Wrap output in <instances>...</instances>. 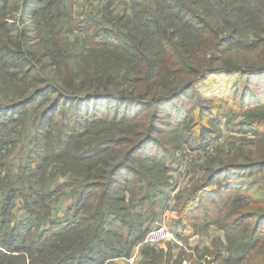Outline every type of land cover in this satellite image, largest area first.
Returning <instances> with one entry per match:
<instances>
[{
    "label": "rangeland",
    "instance_id": "1",
    "mask_svg": "<svg viewBox=\"0 0 264 264\" xmlns=\"http://www.w3.org/2000/svg\"><path fill=\"white\" fill-rule=\"evenodd\" d=\"M180 1L190 10L188 18L177 14L176 8L168 9L166 0H118L105 11V0H40L37 12L29 20L22 16V0H0V35L4 41H7V35L20 38L23 21L27 27V44L22 42L24 47L21 48L25 51L26 60L19 64L18 60L7 63L0 58V105L19 102L35 90L58 82L56 69L44 44L54 54L62 39L66 40L65 49L71 68L77 72L75 85L79 92L76 91V94L110 89L114 93H142L144 101L150 102L140 108L148 117L132 125L116 126L102 122L91 126L87 121L89 118L82 120V130L87 134L76 137L72 145L67 135L69 127L66 122L73 124L68 112L67 116H63L64 112L60 110L54 114L53 120L42 124V113L52 104L53 97L36 100L26 110L15 114L14 118L6 119L5 114H0V219L6 221L3 224L5 229L27 219L31 208L37 209L43 217L38 232L34 230V237L54 222L74 220L75 212L69 208L76 204L78 198L76 183L85 182L91 171L98 178L97 175L101 174L98 168L106 172L111 170L125 157L131 146L149 133L153 122L151 101L176 91L214 66L225 69L237 66L243 71L264 67V0H225L224 3L222 0ZM224 9L228 11L227 14ZM150 17L153 19L149 21L151 24H141L148 22L146 19ZM85 20L95 21L96 28L114 30L137 50L129 53L110 47L90 46L86 43V32L73 29V26ZM32 24L34 26L30 27ZM229 35H233L234 40H229ZM164 39L175 43L178 49L182 48L181 60L184 65L181 69H164V78L156 83L153 79H147L144 72L146 64L139 63L137 58L141 54L161 56L159 43ZM29 58H32V62ZM66 77H71L69 71ZM217 79L206 80L204 90L207 93L219 91L225 97L232 96L235 91H239L237 95H240L245 90L246 94H253L257 93L259 87L264 89V75L229 78L228 87L224 86L226 78L222 77L223 81ZM206 92L193 88L186 93L187 104L190 107L198 103L200 106L207 105V99L203 96ZM236 97L226 102L235 109L225 106L222 112L214 116L211 111L203 110V115L201 110L195 108L196 118L192 119V109H180L182 105L177 100L175 105L179 110L171 113L169 108L160 114L163 129L154 136L158 144L170 152L168 161L171 167L163 172L159 168H151L149 163L140 159L130 162L136 171L146 177L137 184L143 185L144 192L152 190L150 183L156 184L153 193L158 197L162 195L157 191L163 189L168 192L167 203L163 201L152 207L159 213V225L176 228L181 205L196 186L206 181L210 173L208 168L217 169L232 163L259 167L250 170L245 180L254 182L253 189L264 196V107L244 106L247 110H243L241 106L232 104ZM199 98L202 101L198 102ZM210 100L213 103L216 101ZM201 115L212 133L205 142L197 139L198 129L195 128ZM257 123L260 124L259 128L256 127ZM60 136H63V142L59 140ZM119 138L125 145L113 144L89 160L74 158L79 149L86 150L89 145ZM60 146H64L63 149L68 152H57L55 149ZM131 181L134 182L133 179ZM164 183L165 186H162ZM137 185L134 182L130 186L134 188ZM11 188H15V197L8 205L7 213L2 215L1 208ZM135 193L140 194V190L137 189ZM139 197L127 193L125 201L114 203L112 209L129 221L136 222V213L143 211L142 208L133 207ZM252 198L256 199V195ZM248 200L241 199L235 206L236 210L241 213L251 209L255 203L245 204ZM239 203L247 207L240 208ZM255 207L261 210L264 206ZM87 212L88 208H79L78 219ZM235 219L236 216L232 215L219 222L213 220L209 226H201L199 229L203 230L193 237L178 242L165 240L145 243V235L134 248L125 245L124 237L116 235L118 231L112 226H107L109 229H104L99 237L106 244L119 249L117 255L110 256L106 261L108 264H150L156 253L160 264H168V260L169 264H208L219 254L222 258H232V264L243 258V262L264 264V244L255 253L244 250L245 244H242V232L255 229L254 219L240 224H236ZM82 227L77 228L70 238L57 240L59 242L53 244L49 252L33 257L27 264H57L64 250L76 248L77 251L80 241L85 239L86 229ZM259 229L261 234L258 237L262 239L264 223ZM110 252L111 249L104 248L89 255L97 264H101L102 254L108 255ZM132 257L135 259L132 260ZM12 260L19 264L18 259ZM81 261L86 264L89 260ZM6 263V259L0 262Z\"/></svg>",
    "mask_w": 264,
    "mask_h": 264
},
{
    "label": "trees",
    "instance_id": "2",
    "mask_svg": "<svg viewBox=\"0 0 264 264\" xmlns=\"http://www.w3.org/2000/svg\"><path fill=\"white\" fill-rule=\"evenodd\" d=\"M5 1L7 0H4V2ZM39 1L40 0H22V16L24 18L28 17L29 20H31V15L37 12ZM116 1L118 0H105L104 11L110 7V4L115 3ZM166 1L168 2V5H166L168 9L176 8L177 14L188 18L190 10L180 0ZM224 1L225 0H222V3H224ZM34 3L36 4L35 6ZM224 11H226L224 13H228L227 10L224 9ZM192 18L193 17L190 19ZM146 20L148 22L141 24L149 25L151 24L149 21H153L151 17ZM155 22H157V20ZM22 24L24 27L21 30L19 39L7 35V41H4L0 35V58L7 63L18 60L20 64L26 60L25 51L21 48L24 47L22 45L23 43L27 44L25 33L27 27L24 21ZM32 26L34 25H30V27ZM73 29L86 32V43H89L90 46H94V48L110 47L115 50H123L129 53L137 50L136 48L128 45V43L114 30L108 28H96L95 21L85 20L83 22H79L76 24V27L73 26ZM228 39L234 40V36L229 35ZM65 41V39H62L60 44L57 45V49L53 51L54 54L51 53L49 47L47 48L44 44L46 53L48 57H50L53 67L56 69L58 82L56 84H48L45 87L35 90L19 102L10 105H0L1 115L5 114L6 119L8 117L14 118L15 114L26 110L31 104L36 102V100L40 98L51 99L53 97L54 101L52 104L47 106L42 113V124H46L47 122L53 120L54 114L60 110L64 112L63 116H67L68 112L72 117L73 122V124L66 122L69 127L67 135H69L68 137L72 140L71 145L76 137L79 138V135L82 136L87 134V132L82 130L84 127L81 123L82 120L86 121V118H89L87 121L90 122L91 126H97L102 122H108L116 126H123L132 125L135 122L148 117L147 114L142 113L143 110H140V108L144 105L150 104V102L144 101L145 98L142 93H140V95L114 93L110 89H107L104 92L92 91L76 94V91L79 92L77 85H75L77 72L71 68L69 61L70 57L65 49ZM159 44L161 47V56H158L157 54L154 56L141 54L140 57L137 58L139 63L145 62L146 64L144 72L147 79H153L156 83L164 78L162 73L164 69L166 71L170 67L181 69L184 65V61L182 62L181 60V57L183 56L182 48L178 49L175 43L167 39H164V41H161ZM176 44H178V42H176ZM29 61L32 62V58H29ZM241 69V67L237 66H233V68L228 69L214 66L209 70H205L202 74L194 77V79L176 91H173L166 96L159 97L157 101H151V118H153V122L150 124L149 133H146L145 136H143L136 144L131 146L125 157L120 162L115 164L111 170L106 172L101 168H98L97 171H101V174L97 175L98 178H96V173L93 174L91 171L87 174L85 182H80L79 184L76 183L77 188H79V193L78 198L76 199V204L74 205L76 208L74 210H72L74 206L69 208L70 211L75 212V219L71 222H54L51 227L41 230L40 233L34 237V230L38 232L40 223L43 221V217L37 209L31 208L27 219L20 221L18 224H14L10 229H5L3 224H6V221L0 219V262L6 259V264H15L12 259H18L19 264H27L28 260L33 257L49 252V250L53 247V244L59 242L57 240H62L66 237L70 238L75 231L77 232L76 229L82 227L83 225L84 227L82 228L86 229L84 234L85 239L80 241L77 251H75L76 248L64 250L63 257L59 258L61 261L57 264H83L81 259L89 260L86 264H97L95 259L90 255L93 254V251L104 250V248L111 249L112 252L108 255L102 254L100 263L108 264L106 261L109 260L110 256L117 255L119 253V249L106 244V241H103V238L99 237V234L104 231V229H109L106 228L107 226H112L114 229H117L118 232L116 235L124 237L125 245L134 248V246L139 243L151 229L159 226L158 223L161 220L159 213L158 211H154L152 207L153 205H157L163 201L167 203L169 196L167 190L163 189L159 191L156 190L162 195L161 197H158L155 193H153V190L155 189L154 186L156 185L155 183H150L152 190L144 192L143 185L137 184L141 183V181L146 179V177L144 174L136 171V168L132 167L130 162L132 160L137 161V159H140L141 161L149 163L151 168H159L160 170H163V172L171 167L169 166L170 161H168L171 157L170 152L162 145L158 144V141L154 136L157 131L160 132L163 129L160 124L161 122L163 123L160 119L161 117H159L161 116L160 114L163 111L167 112L169 108L171 113L179 110V107L175 105L177 100L181 102L180 104L182 106L180 109H192L193 116H191V119L193 117L196 118L195 108L201 110L203 115L205 114L203 110L207 112L211 111L214 116L222 112L225 106L231 110L235 109L234 107H230L229 104L226 105V102H231L232 98H235V96H237L236 101L234 100L236 103L233 101L232 104L234 106H241L243 110H247L244 109V106L247 108L264 107L263 87H259L260 89H257V93L246 94L245 90L241 92L240 95H237L239 91H235L232 96L227 95L225 97L220 95L223 94L222 92L216 91L214 93H207L206 90H204V86L207 84L206 80L210 78H218L217 80H221L222 77H224L226 78V85L224 86L228 87L227 83L229 78L238 76H248V78H251L253 76L264 75V67H258L246 71ZM68 71L69 74H71L69 79L66 77ZM259 84L260 83H258V85ZM74 87H76V89ZM193 88H201L202 92H206L203 93V96L207 99V105H201L203 106L201 107L200 103H198L190 107L187 104L185 97L187 96L186 93ZM210 99L216 101L213 103ZM200 101H202L201 98H199L198 102ZM220 101L223 103H220ZM203 115L200 117L197 116L198 119L195 125V128L198 129L197 139L200 142H205L210 134H212L211 131H208L209 129L205 125V117ZM259 126L260 124L257 123L256 127L259 128ZM59 140L63 142V136H60ZM113 144L125 145L121 138L112 139L111 142H101L97 145H89V149L86 150L79 149L76 151L74 158L77 160H89L91 158H96L95 155L99 152L106 151L107 148ZM72 147L73 146H71V148ZM63 148L64 146H60L56 147L55 150H58L57 152L61 154L68 152V150ZM257 168L259 167L233 163L225 164L217 169L208 168V172L210 173L206 181L196 186L194 190L188 194L186 200L181 205L177 217V226H175L176 228L173 226L175 229H172L176 233L177 238L179 240L189 239L198 231L203 230L199 229L201 226H209V224L214 221L219 222L222 219H226L227 216L235 215L236 224L254 219L255 229L251 232L248 229H245V231L242 232L241 238L243 240L242 244H245L244 250H248L249 252L253 251L255 253V251H257V249L264 244V238L260 239L258 237V235L261 234V229L259 228L264 223V196L258 194V191L253 189L254 182L251 181V183H249L245 179H247L246 177L250 170H255ZM131 179H133L137 185L134 188L130 186L131 184H134ZM165 184L166 183L161 185L165 186ZM137 189L140 190V194L135 193ZM127 193L132 196H140L138 201L133 204L135 209H143V211L136 213V222L129 221L126 216L116 213L112 209L113 206L115 207L114 203L125 201ZM255 195L256 199H253L254 197L252 198V196ZM14 197L15 188H11L8 198L2 205V215L7 213L8 205ZM248 198L249 200L245 204L255 203L254 206L241 213L237 211L235 206H238V202H240L241 199L245 200ZM245 204H240L239 207H247ZM255 205L263 208L261 210H257ZM93 206H95V208H93ZM79 208L80 210L88 208V212L84 214L85 216L83 217L79 216L78 219L79 213L77 212ZM148 208L151 210L148 211ZM230 230L233 229H228V231ZM156 255L158 254L156 253ZM156 255H154L150 264H160L158 258L159 256L157 257ZM252 255L249 259H251ZM243 259L237 263L235 261L234 264H251L247 261L243 262ZM216 263L232 264L233 259L230 257L225 258L224 256L222 258L221 254H219L215 255L213 257V261L208 264Z\"/></svg>",
    "mask_w": 264,
    "mask_h": 264
},
{
    "label": "built area",
    "instance_id": "3",
    "mask_svg": "<svg viewBox=\"0 0 264 264\" xmlns=\"http://www.w3.org/2000/svg\"><path fill=\"white\" fill-rule=\"evenodd\" d=\"M165 240H173L178 242V238L176 233L171 229L168 228L166 225H159L156 228L151 229L145 236V243H153V242H160ZM135 257H132L134 260Z\"/></svg>",
    "mask_w": 264,
    "mask_h": 264
}]
</instances>
